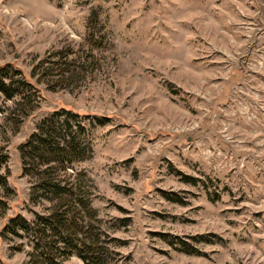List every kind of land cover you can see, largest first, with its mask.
Returning <instances> with one entry per match:
<instances>
[{"label":"rangeland","instance_id":"374dc122","mask_svg":"<svg viewBox=\"0 0 264 264\" xmlns=\"http://www.w3.org/2000/svg\"><path fill=\"white\" fill-rule=\"evenodd\" d=\"M0 77V264H264V0H0Z\"/></svg>","mask_w":264,"mask_h":264},{"label":"trees","instance_id":"16d2710c","mask_svg":"<svg viewBox=\"0 0 264 264\" xmlns=\"http://www.w3.org/2000/svg\"><path fill=\"white\" fill-rule=\"evenodd\" d=\"M2 79L3 78L0 77V92L4 94L7 98L13 97L16 92L15 88L12 87L13 80L10 79V83L7 84L5 80ZM63 114L65 115L63 120L67 125H70L69 118L73 116L76 117L78 115L77 113L74 114L70 112V110L65 107H62L59 111H55L51 115L50 121H44L42 125L39 126L38 131L31 134L29 139L21 145L20 149L24 163H29V161L34 158L40 159V163L44 164L55 162V160L59 159V161L63 165V163L65 162L71 163L72 160L76 159V157H72V154L70 153V144L72 140L71 137L70 140L69 138H60L57 136L55 130L52 131L49 129H45V125H48V127L53 125L56 121L55 119H57V117ZM83 117L87 118L88 115H84ZM97 121L101 123L100 119H98ZM78 125L80 130L84 129V126L81 125L79 122ZM53 157H55L56 159L54 160ZM12 220H19V223H21L22 227H25V229L28 227L25 221L18 216L13 217ZM77 254L80 255V257L86 264H105V253L103 251L95 252V254L93 255H87L83 254V250H78Z\"/></svg>","mask_w":264,"mask_h":264}]
</instances>
